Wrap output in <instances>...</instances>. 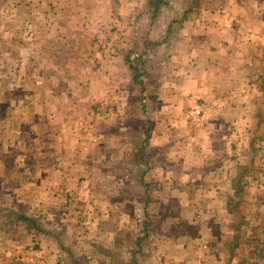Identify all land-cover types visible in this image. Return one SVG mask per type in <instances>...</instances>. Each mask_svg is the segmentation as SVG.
Segmentation results:
<instances>
[{"label":"rangeland","instance_id":"374dc122","mask_svg":"<svg viewBox=\"0 0 264 264\" xmlns=\"http://www.w3.org/2000/svg\"><path fill=\"white\" fill-rule=\"evenodd\" d=\"M191 1L201 8H244L246 21L254 19L264 38V0H168V13L162 17L181 18L180 9L178 16L171 13L182 9L185 2L187 9ZM18 3L0 0V264H144L143 251L159 241V231L157 236L145 233V196L140 202L142 194L138 193L134 207V200L128 197L134 191L126 190L128 196L123 198L117 195L121 188L127 189L125 182L133 164L142 162L139 153L135 156L131 151L143 118L126 107L132 99L138 102V97L123 94L125 103L118 105V96L102 94V83L112 90L114 86L102 75L107 78L108 69L116 66L106 63L102 68L97 56L101 46L83 47L82 43L89 42L84 33L73 47L60 40L58 31L53 32L54 40L48 35L34 39L31 28L21 26L15 10ZM4 7H12L8 17L3 15ZM60 22L65 32V17ZM93 35L101 34L91 32V41ZM252 46L255 52L250 51L249 57L254 54L256 59V52L264 46ZM259 79L256 117L238 127L239 139H233L238 150L235 177L245 172L238 181L244 191L236 196L231 190L224 202L204 189L199 194L209 198L199 202H206L221 216L214 224L215 242L222 253L225 246L226 253L212 254L210 259L220 255L224 264L228 258L232 264H264V76ZM248 134L261 140L246 150ZM136 143L139 152L141 142ZM185 195L188 197L182 201H192L189 208L195 210L198 193ZM171 200L163 203L168 204L165 207L159 202L148 208L157 229L168 224L165 216L177 213ZM115 216L121 218L120 227L113 224ZM22 217L35 225L21 221ZM34 245L44 257L19 258L14 251H27ZM132 251L139 253L136 258Z\"/></svg>","mask_w":264,"mask_h":264},{"label":"crops","instance_id":"0c3cea01","mask_svg":"<svg viewBox=\"0 0 264 264\" xmlns=\"http://www.w3.org/2000/svg\"><path fill=\"white\" fill-rule=\"evenodd\" d=\"M18 2L15 10L21 17V26H29L34 39L48 35L54 40L53 32L58 31L60 40L73 47L74 40L84 33L89 42L82 43L83 47L101 46L97 56L102 68L106 63L116 66L107 68V78L102 75L114 85L112 90L102 83V94L118 96V105H123V100L125 103L128 94L138 97V102L132 99L126 107L134 116L133 111H137L143 118L138 138L133 141L134 152L131 151L135 156L139 153L142 162L133 164L123 184L127 189L123 190L134 191L127 195L134 200V207L138 193L142 194L140 202L145 196L146 203L152 202L153 191L159 192L156 202L165 207L168 204L163 202L170 198L177 212L165 216L168 224L162 223L157 229L148 211L150 205L144 209L143 204L145 226L148 225L145 233L156 235L159 231V241L143 251L144 264H224L220 255L210 259L212 254L226 253L225 246L222 253L215 242L218 234L214 224L221 216L206 202H199L209 199L199 194L204 189L223 202L230 195L238 161L233 139L238 141V127H245L258 111L256 82L264 76V50L257 51V47L264 46V38L258 34L254 19L246 21L244 8H201L192 1L187 9L185 2L182 9L169 12L178 16L180 9L181 18L162 17L168 13V0ZM3 11L8 17L12 7H4ZM220 14L221 18L226 16L223 22H218ZM59 17L67 21L65 32L61 31ZM38 19L45 20L37 23ZM91 32L101 35H93L91 41ZM253 44L257 45L256 59L254 54L249 57ZM194 103L203 111L199 125L189 118L196 106L192 110L189 107ZM243 135L247 136L245 129ZM248 136L246 150L252 142H258L251 134ZM136 142H141L139 152L135 150ZM213 161L217 162L212 165ZM115 183L119 187L120 179ZM190 191L198 193L199 202L192 211V201H182ZM166 192H175L174 197ZM127 218L131 223L132 219ZM103 220L104 216L100 222ZM113 224L120 227L121 218L115 216ZM138 252L130 253L136 258ZM229 262L232 264L228 258L225 264Z\"/></svg>","mask_w":264,"mask_h":264},{"label":"trees","instance_id":"16d2710c","mask_svg":"<svg viewBox=\"0 0 264 264\" xmlns=\"http://www.w3.org/2000/svg\"><path fill=\"white\" fill-rule=\"evenodd\" d=\"M259 109V108H258ZM256 117V114H255V116L253 117V118H255ZM257 117L259 118V113L257 114ZM259 124H257V126H258ZM253 137V141L254 140H261V138H259V136H256V135H254V136H252ZM258 143V142H257ZM253 145V146H252ZM252 145L250 146V147H254V145H255V142H254V144H253V142H252ZM255 148V147H254ZM244 175H245V172L244 171H242V172H240V174H238V175H236V176H238V177H234V179H233V183H232V190L234 191V195H236V196H240L241 195V192H243L244 190L239 186V184L240 183H238V181L239 180H241V179H243L244 178ZM117 195H118V197H120V198H123V197H126L127 196V191L126 190H123V189H121V190H119L118 192H117ZM156 196V197H155ZM159 197V192H156V191H153V193H152V196H151V198H153V199H157ZM237 198V197H236ZM153 201V200H152ZM235 202H237V200H234ZM158 202H149V200L145 203L144 202V209H146L150 204H157ZM164 203V202H163ZM235 207V206H234ZM235 209V208H234ZM149 211V210H148ZM185 214V213H184ZM20 220L21 221H25V222H28L27 224H29L31 227L32 226H34L35 224H34V221L33 220H31V219H29V218H20ZM146 227V226H145ZM35 248H37L36 246H35ZM137 252V251H136ZM134 256V255H133ZM133 260V259H132ZM132 264H135V261L134 262H132Z\"/></svg>","mask_w":264,"mask_h":264},{"label":"built area","instance_id":"2783aa9c","mask_svg":"<svg viewBox=\"0 0 264 264\" xmlns=\"http://www.w3.org/2000/svg\"><path fill=\"white\" fill-rule=\"evenodd\" d=\"M189 118L193 123H196L197 125L202 123V120H201L202 117H201V113L198 109V106H196L194 108V110L190 114ZM26 250L27 251H24L23 249L21 250L20 248H17L16 250L14 249V251H16V255H19V258H21L22 255H26L28 257H39L38 254H41L43 256L41 251L36 250L35 245L27 248Z\"/></svg>","mask_w":264,"mask_h":264}]
</instances>
